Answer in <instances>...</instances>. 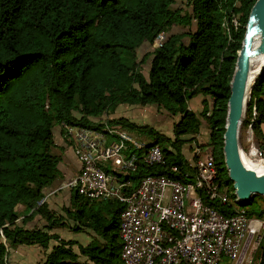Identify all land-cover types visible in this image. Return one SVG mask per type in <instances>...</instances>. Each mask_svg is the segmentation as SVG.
Segmentation results:
<instances>
[{"label":"trees","instance_id":"1","mask_svg":"<svg viewBox=\"0 0 264 264\" xmlns=\"http://www.w3.org/2000/svg\"><path fill=\"white\" fill-rule=\"evenodd\" d=\"M174 1L0 0V264H6L8 248L36 244L45 249L49 240L55 244L41 264H123L121 202L91 200L71 188L69 206L62 212L74 221L73 230L89 228L95 235L81 244L48 233L61 219L40 201L43 187L59 173L52 128L61 123L98 128L97 118L118 104H155L178 116L170 136L124 117L105 118L158 144L163 157L162 164L137 161L126 173L103 167L127 183L123 191L133 189L145 175L191 181L195 167L181 147L204 125V146L227 192L224 203L202 196L204 202L224 216L238 208L249 216H264L263 196L235 199L221 151L228 82L254 0H182L188 10L173 7ZM173 26L182 31L170 33ZM159 32L166 34L163 42L139 57L138 47L151 43ZM146 58L143 75L139 66ZM197 94L204 98L200 111L194 112L187 101ZM246 105L240 125L250 129L264 157V66ZM16 205L30 209L27 217L40 214L47 225L24 229L20 224L25 216L18 219ZM228 262L221 257L216 264Z\"/></svg>","mask_w":264,"mask_h":264},{"label":"built area","instance_id":"2","mask_svg":"<svg viewBox=\"0 0 264 264\" xmlns=\"http://www.w3.org/2000/svg\"><path fill=\"white\" fill-rule=\"evenodd\" d=\"M231 24L236 27L234 17ZM164 39L165 33L159 32L150 43L152 50ZM99 122L98 128L60 124L73 142L72 152L80 164L63 186L91 200L121 202L118 237L123 264H216L221 257L232 264L264 261V216H249L244 208L224 216L203 200L202 196L227 201L208 147L196 157L191 181L145 175L133 189L123 191L127 183L119 182L116 174L103 167L126 173L135 169L137 161L162 164L159 145L119 124L106 123L105 119ZM250 148L261 156L253 144ZM198 152L200 148L195 147L193 155Z\"/></svg>","mask_w":264,"mask_h":264},{"label":"crops","instance_id":"3","mask_svg":"<svg viewBox=\"0 0 264 264\" xmlns=\"http://www.w3.org/2000/svg\"><path fill=\"white\" fill-rule=\"evenodd\" d=\"M204 97L197 94L187 101V108L198 112L201 109V100ZM208 104L210 105V99L206 97ZM155 104L139 105V104H118L113 109V111L107 115L100 116L97 119L98 122L105 118H116L124 117L136 124H149L154 120V115L156 119L161 118V121L156 123V126H164V133L167 136L171 135V125L178 116H171L164 110H160ZM154 110V111H153ZM155 112V114L151 113ZM54 127L56 128V134H54ZM52 128L53 142H54V153L58 155V162L56 167L58 169V177L51 184L43 187L42 189V200L46 209L53 212L55 215L60 216L61 225L58 227H52L48 230V233H56L59 238L75 240L78 243L86 244L95 235L89 228H81L79 230H73L74 221L70 216H66L62 212V208L69 206V192L71 188L64 187L63 182L70 178L72 175L78 172L79 162L72 152L73 142L70 141L64 134V131L59 125H55ZM156 127V129H157ZM158 130V129H157ZM159 131V130H158ZM262 131L264 133V124L262 125ZM208 130L204 125L199 127L198 132L193 136L190 142L183 143L181 147V153L189 161L190 164H194L195 157L193 152L195 147H202L200 152H198L197 158H200L205 149L204 143L206 142ZM189 137V136H186ZM194 158V159H193ZM21 206V205H20ZM22 207V206H21ZM16 209V207H15ZM14 209V210H15ZM16 212V211H15ZM72 212V211H71ZM17 213V212H16ZM30 213V209L22 207L23 222L20 224L24 229L41 228L47 225L46 221L40 216V214L35 213L30 217L27 214ZM16 223L19 224L17 220ZM55 244V241L49 240L47 247L45 249L39 247L36 244L28 245H17L14 248L9 249L7 254L8 264H41L45 253Z\"/></svg>","mask_w":264,"mask_h":264},{"label":"water","instance_id":"4","mask_svg":"<svg viewBox=\"0 0 264 264\" xmlns=\"http://www.w3.org/2000/svg\"><path fill=\"white\" fill-rule=\"evenodd\" d=\"M254 37H258V44L255 48L251 46ZM255 54L264 55V0H254L247 15L243 37L236 51L233 70L228 82L229 93L221 136L223 164L232 183L235 199L240 202L249 201L254 195L264 197V172H257L242 163L240 157L242 151L238 142L239 126L247 103H244V97L249 77V59ZM263 66L264 60L260 71Z\"/></svg>","mask_w":264,"mask_h":264},{"label":"rangeland","instance_id":"5","mask_svg":"<svg viewBox=\"0 0 264 264\" xmlns=\"http://www.w3.org/2000/svg\"><path fill=\"white\" fill-rule=\"evenodd\" d=\"M173 7H181L182 9L188 10V8L185 7L184 2L182 0L181 1L180 0H175L174 3H173ZM180 31H182V29H180V28H178L176 26H173L170 29V33L180 32ZM151 50H152V47H151L150 43H148V44L147 43H143V44H141L138 47L137 55L140 57V55L148 54L149 52H151ZM148 61H149V58H146L139 66V68L141 70V73L143 75H146V70H147V67H148ZM247 101H248V99H247ZM154 108L158 109L159 107L156 106ZM159 109L161 110V108H159ZM151 113L155 114V112H151ZM73 114L77 115L76 112H73ZM101 116H104V115H101ZM153 117H154V120L151 121L150 123H151V126L156 128L157 127L156 123L158 121H161L160 120L161 118L156 119L155 115ZM56 128L57 127H54V129H53L54 134H56V131H55ZM164 128L165 127L162 126V125L157 127V129L160 132H163ZM187 142L192 143V141H187ZM238 142H239V146H240L241 151L244 152L246 154V156H248L250 159H252V160H261L262 159L260 157H256L255 154L249 152V149L251 150L250 145L253 144L255 146V142H254L252 133H251L249 128L241 127V125L239 126ZM197 147H199V146H197ZM199 148L202 150L203 146L199 147ZM52 151L54 152L53 148H52ZM262 160H264V159H262ZM15 207H16L15 211L17 212V216H18V219H19L22 216V207L20 205H16ZM8 251H9V248H8ZM255 261H256V256H254V262ZM7 262H8V258H6V264H8ZM219 264H223V263H219ZM227 264H232V263L229 261Z\"/></svg>","mask_w":264,"mask_h":264},{"label":"bare ground","instance_id":"6","mask_svg":"<svg viewBox=\"0 0 264 264\" xmlns=\"http://www.w3.org/2000/svg\"><path fill=\"white\" fill-rule=\"evenodd\" d=\"M257 44H258V37H254L252 42H251V46L253 48H255L257 46ZM263 60H264V55H257V54L253 55L249 59V77H248V81H247V89L245 92L244 103L247 102L249 86H250L251 82L258 75V72L260 71V68L263 64ZM249 152L255 154L256 157H260V158L264 159V157L258 156L253 150L249 149ZM240 157H241L242 163L246 167L253 169L257 172H261V173L264 172V160H262V159L261 160H252L248 156H246V154L244 152H241Z\"/></svg>","mask_w":264,"mask_h":264}]
</instances>
